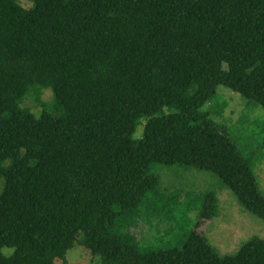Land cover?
Here are the masks:
<instances>
[{
  "label": "trees",
  "instance_id": "16d2710c",
  "mask_svg": "<svg viewBox=\"0 0 264 264\" xmlns=\"http://www.w3.org/2000/svg\"><path fill=\"white\" fill-rule=\"evenodd\" d=\"M18 1L0 0V264H69L76 242L101 264H264V239L223 256L196 231L164 252L112 233L155 164L215 175L264 221L251 161L203 111L220 86L264 108V0Z\"/></svg>",
  "mask_w": 264,
  "mask_h": 264
},
{
  "label": "rangeland",
  "instance_id": "374dc122",
  "mask_svg": "<svg viewBox=\"0 0 264 264\" xmlns=\"http://www.w3.org/2000/svg\"><path fill=\"white\" fill-rule=\"evenodd\" d=\"M18 3L25 9L33 7L28 0ZM43 99L51 104L52 93L45 91ZM27 106L41 109L31 100ZM48 106H44V111L57 115ZM203 111L212 113L214 122L227 129L241 154L251 161L264 194V108L220 86L216 97L204 106ZM174 112V108L167 107L159 116ZM142 123L136 130L137 138L142 136L146 121ZM9 164L10 161L5 163L6 166ZM161 170L168 174H160ZM151 173L158 178L159 186L138 211L126 215L125 220H120L112 230L121 237H131L142 252L180 250L194 231L205 236L223 256L235 255L252 238L264 239V221L247 212L215 175L193 168L158 164L152 166ZM176 184H184L187 191L176 189L173 186ZM4 186L5 181L0 178V195ZM207 192L214 193L218 199L217 215L210 219L201 215ZM4 253L9 256L13 250L5 249ZM67 261L69 264H101V258L92 256L80 242L68 252ZM55 264H62V261L57 260Z\"/></svg>",
  "mask_w": 264,
  "mask_h": 264
}]
</instances>
